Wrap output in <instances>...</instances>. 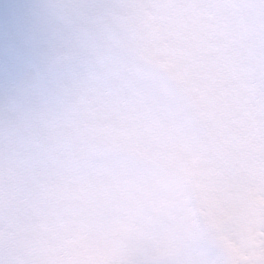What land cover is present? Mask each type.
Wrapping results in <instances>:
<instances>
[{"label": "clouds", "instance_id": "clouds-1", "mask_svg": "<svg viewBox=\"0 0 264 264\" xmlns=\"http://www.w3.org/2000/svg\"><path fill=\"white\" fill-rule=\"evenodd\" d=\"M0 264H264V0H0Z\"/></svg>", "mask_w": 264, "mask_h": 264}]
</instances>
